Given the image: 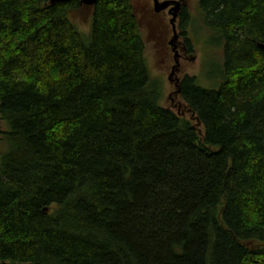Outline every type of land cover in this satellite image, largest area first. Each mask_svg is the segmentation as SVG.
Wrapping results in <instances>:
<instances>
[{"label": "trees", "instance_id": "obj_1", "mask_svg": "<svg viewBox=\"0 0 264 264\" xmlns=\"http://www.w3.org/2000/svg\"><path fill=\"white\" fill-rule=\"evenodd\" d=\"M80 1L0 0V264H264V0H199L223 67L179 78L192 120L132 0H97L89 35Z\"/></svg>", "mask_w": 264, "mask_h": 264}, {"label": "rangeland", "instance_id": "obj_2", "mask_svg": "<svg viewBox=\"0 0 264 264\" xmlns=\"http://www.w3.org/2000/svg\"><path fill=\"white\" fill-rule=\"evenodd\" d=\"M163 1L171 0H160V2ZM132 3L140 21V30L146 40L145 43H147L145 56H147L148 69L153 77H158L164 82L165 97L162 102L164 107L171 108L175 112H179L180 115L192 120L193 117L189 110L183 106L181 99L173 94L176 91L173 80L184 75H196L199 86L206 89H214L221 83L220 73L223 67L222 49L213 40L207 39V36L204 35L205 32L200 28V21L197 22L196 14L199 0H184L185 7L190 12V16H192V23L187 29L195 46V53L191 55L182 52L180 53L183 55L181 60L175 58V52L169 46V41L173 38V29H171L172 25L170 24L171 15L167 11L165 13L162 12V14L156 13L153 0H132ZM71 19L82 33L89 35L91 19H93L92 7L81 6L77 12L71 13ZM178 28L179 22L177 19V30L179 32ZM182 41L184 39L180 38V42ZM177 63L178 66L180 65L178 67L179 71L171 82L169 81V76L172 72L171 67ZM2 130L5 131L4 126L1 128Z\"/></svg>", "mask_w": 264, "mask_h": 264}, {"label": "water", "instance_id": "obj_3", "mask_svg": "<svg viewBox=\"0 0 264 264\" xmlns=\"http://www.w3.org/2000/svg\"><path fill=\"white\" fill-rule=\"evenodd\" d=\"M72 0H50L51 5H55L58 3H63V2H70ZM97 0H81L80 3L84 6H88V7H92L96 4ZM182 1H177V0H171V1H163L160 2V0H153V4H154V11L156 13H161L164 12L165 10H167L170 6L171 9L169 10V14L171 15V19H170V24L172 25L173 29V38L171 39V41H169L170 46L172 47L173 51L175 52L176 58L178 57V40H179V33L177 30V19H178V14L182 8ZM259 48L262 49V51H264V44H259ZM178 63L175 64L172 67V72L169 76V81L172 82V78L175 77L177 75L178 72ZM175 82V88L176 91L173 93L176 97H179V79L175 78L173 80ZM179 113V112H178ZM180 114V113H179Z\"/></svg>", "mask_w": 264, "mask_h": 264}, {"label": "flooded vegetation", "instance_id": "obj_4", "mask_svg": "<svg viewBox=\"0 0 264 264\" xmlns=\"http://www.w3.org/2000/svg\"><path fill=\"white\" fill-rule=\"evenodd\" d=\"M182 2V7H185V3H184V0H181ZM171 9V6L169 7V9H167V10H165L163 13H165L166 11L169 13V10ZM182 9L183 8H181V10H180V12H179V14L181 13V11H182ZM161 14H162V12H161ZM178 14V15H179ZM170 15V14H169ZM177 15V16H178ZM171 17V16H170ZM179 33V32H178ZM180 35H179V40L177 41L178 42V51H179V53H178V55H179V58L177 57V59H179V60H181V58H183V55L182 54H180V53H184V54H186V53H188V50H187V46L185 45V43L182 41V42H180ZM182 39V38H181ZM169 46H170V44H169ZM171 47V46H170ZM180 47V48H179ZM172 48V47H171ZM172 51H173V49H172ZM174 52V51H173ZM175 55V54H174ZM175 58H176V55H175ZM179 60H178V63H179ZM180 66V65H179ZM172 68V67H171ZM178 71H179V69H178ZM178 73V72H177ZM0 131H1V125H0Z\"/></svg>", "mask_w": 264, "mask_h": 264}]
</instances>
